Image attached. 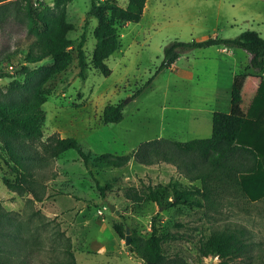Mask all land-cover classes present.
Masks as SVG:
<instances>
[{"label": "rangeland", "instance_id": "rangeland-1", "mask_svg": "<svg viewBox=\"0 0 264 264\" xmlns=\"http://www.w3.org/2000/svg\"><path fill=\"white\" fill-rule=\"evenodd\" d=\"M39 1L53 6V0ZM29 5L39 8L37 0H0V72L9 74L0 77V106L29 102L32 95L25 88L39 87L45 96L40 105L41 136L24 140L29 151H39L40 142L54 132L75 137L93 154H132L141 142L165 138L151 146L161 153L182 156L195 166L203 165L214 153L205 157L185 153L169 140L209 136L212 111L247 108L264 80V69L257 71L248 60L245 62L244 49L235 47L229 55L230 49L212 45L183 52L174 68L159 71L138 96L131 97L154 73L163 46L175 38L234 37L245 29L255 30L264 38V0H146L138 22L117 26L120 44L105 61L111 69L108 75L99 72L91 61L97 20L89 13L90 0H68L63 6L71 45L65 67L57 72L52 71L54 61L50 57L31 61L36 46L35 35L26 25ZM80 40L85 77L78 73ZM224 58L237 61L233 79L241 84L242 91L238 103H228L233 83L228 85L225 79L221 83L229 89L220 92L218 101L228 105L219 107L213 93L218 59ZM188 64L191 76L182 75L180 69ZM120 100L125 102L123 119L105 124L103 107ZM189 106L197 113V119L190 123L184 114ZM1 136L7 135H0V264H59L68 248L76 264H146L141 252L152 221L161 235L162 264H219L216 256L200 255V241L215 231L240 226L252 253L251 264H259L264 255V195L252 197L230 182L214 179L208 196L194 195L200 198L201 206L162 208L146 199L133 202L124 195L128 187L140 191L148 183L165 187L176 181L190 191L202 183L190 181L183 166L166 161L145 165L132 156L122 167H93L97 180L111 185L101 196L74 149L50 158L39 152L33 195L9 189L7 181H13L15 173L5 161L12 159ZM236 157L248 162L241 153ZM108 204L118 212L110 210Z\"/></svg>", "mask_w": 264, "mask_h": 264}, {"label": "trees", "instance_id": "trees-1", "mask_svg": "<svg viewBox=\"0 0 264 264\" xmlns=\"http://www.w3.org/2000/svg\"><path fill=\"white\" fill-rule=\"evenodd\" d=\"M39 3V8L29 5L26 10L27 28L35 35V52L31 61H38L46 57L53 59V72L62 70L69 57L67 48L71 39L66 36L70 24L64 19L63 6L68 0H53V6ZM90 0L89 13L97 22L93 30L95 38L91 61L103 75H108L111 69L106 59L119 47L117 26L122 23H136L141 19L146 0ZM212 45L224 47H238L247 51L250 56L248 64L253 69H264V38L252 29H245L234 37L219 35L207 36L203 39L180 40L173 39L167 42L162 49V59L141 87L135 90L132 98L138 96L147 87L153 77L161 70L169 68L179 56L194 48H203ZM77 61L79 75L85 77V58L82 50V40L77 44ZM27 71L26 67H23ZM1 76L9 74L0 72ZM32 95L29 102H21L12 106H0V135L5 151L12 162L7 158L15 173L13 181H7L9 189L16 191H34V183L38 181L36 166L40 164L39 152L47 158L54 157L68 149H74L80 156L96 181L97 189L103 196L111 185L101 184L96 178L95 168L107 166L122 167L129 159L134 158L141 164L151 165L159 161L172 162L176 167H185V175L190 181L200 180L201 187L195 186L190 191L181 188L176 181L169 182L165 187L142 185L139 191L128 187L124 191L127 199L140 202L144 199L155 202L159 207L169 208L178 204L187 206H201L200 197L208 196L213 190L212 180L232 183L238 186L249 196L264 195V80L261 79L256 94L249 103L246 111L240 108L233 112L214 110L211 115V134L207 137L188 140H169L179 151L196 153L200 156H210L208 163L195 166L182 156L157 151L152 143L165 138H155L141 142L130 153L99 152L93 154L84 150L73 136L62 137L58 133L49 134L40 142V150L29 151L30 146L24 142L25 138L33 139L41 136L40 105L45 96L39 87L25 88ZM231 104L241 99L239 88L232 85L230 91ZM125 102L108 103L102 110V121L105 124L118 123L123 119ZM20 136V137H17ZM23 152V154H22ZM242 154L248 162L237 160L236 155ZM194 170V172H193ZM162 187V191L160 188ZM169 190V195L166 191ZM37 197H40L37 195ZM150 235L144 240L141 256L162 264L163 252L161 235L153 227ZM199 251L202 257L216 256L219 264H251L252 253L242 226L213 232L209 237L201 240ZM59 264H76L73 252L68 248L66 258L57 261ZM259 264H264V255Z\"/></svg>", "mask_w": 264, "mask_h": 264}, {"label": "crops", "instance_id": "crops-1", "mask_svg": "<svg viewBox=\"0 0 264 264\" xmlns=\"http://www.w3.org/2000/svg\"><path fill=\"white\" fill-rule=\"evenodd\" d=\"M225 48L230 49L229 50V55H231V52L230 51H236V48L235 47H225ZM249 56H250V54L246 51V53H245V62H247V60H249ZM218 60H219V64L217 66V73H216L217 75H216V81H215V87H214V93H213L214 94V101L216 102L215 104L217 106L222 107V106L225 105V107H226L229 102L231 103V100L228 101V103L227 104H224V105H222L223 103L220 104V102L218 101V96H219L220 92L225 93L229 89V88H227L228 86L226 84L229 83L228 85H231L233 83L234 85H236L239 88V91L240 90L242 91V89H241V86H240L241 84H239L237 81H235L233 79V77L235 76L236 71L238 70L237 61L235 59H234V61L233 60L231 61L229 58H224V59H221V60L218 59ZM176 62H177V60H176ZM176 62L173 63L169 67V69L174 68V66L177 65ZM190 65L191 64H188L187 67H185V68L182 67V69L179 68L181 71H183V74L182 75L191 76V72L189 70ZM225 79L227 80L226 81V84H223L222 85L221 82H223ZM253 83L254 82L252 80L250 82V84L253 85ZM230 91H231V89H230ZM230 97H231V95H230ZM231 105H234V104H231ZM237 108H240L243 111H246V109H247L246 107H243V108L236 107L235 109H237ZM224 109L225 110H222V111H227L226 110L227 107L224 108ZM235 109H234V111H235ZM216 110H218V109H216ZM227 112H233V111H227ZM184 114L187 117L186 119H187V121L189 123L191 121H195L197 119V113L195 111H193V107L192 106L186 107ZM211 115H212V113H211ZM195 138H202V137H195Z\"/></svg>", "mask_w": 264, "mask_h": 264}, {"label": "water", "instance_id": "water-1", "mask_svg": "<svg viewBox=\"0 0 264 264\" xmlns=\"http://www.w3.org/2000/svg\"><path fill=\"white\" fill-rule=\"evenodd\" d=\"M108 206H109L110 210H114L115 209L113 204H108ZM115 211L118 212L117 209H115ZM128 231H129V228L126 227V234H125V243L126 244H128L129 241H130V237L128 235ZM146 264H156V263L154 261H152V260H146Z\"/></svg>", "mask_w": 264, "mask_h": 264}, {"label": "built area", "instance_id": "built-area-1", "mask_svg": "<svg viewBox=\"0 0 264 264\" xmlns=\"http://www.w3.org/2000/svg\"><path fill=\"white\" fill-rule=\"evenodd\" d=\"M10 67H12V66H10Z\"/></svg>", "mask_w": 264, "mask_h": 264}]
</instances>
